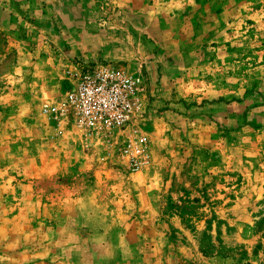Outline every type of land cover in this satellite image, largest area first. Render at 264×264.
Listing matches in <instances>:
<instances>
[{"label":"rangeland","instance_id":"374dc122","mask_svg":"<svg viewBox=\"0 0 264 264\" xmlns=\"http://www.w3.org/2000/svg\"><path fill=\"white\" fill-rule=\"evenodd\" d=\"M10 1L0 264H264V0ZM148 23L151 90L135 60L149 50L132 43ZM80 61L147 78L142 172L42 116Z\"/></svg>","mask_w":264,"mask_h":264},{"label":"built area","instance_id":"2783aa9c","mask_svg":"<svg viewBox=\"0 0 264 264\" xmlns=\"http://www.w3.org/2000/svg\"><path fill=\"white\" fill-rule=\"evenodd\" d=\"M67 89L56 104L44 103L42 116L70 123L85 141L99 143L111 160L132 173L152 163L147 78L111 62L80 61L63 71Z\"/></svg>","mask_w":264,"mask_h":264},{"label":"crops","instance_id":"0c3cea01","mask_svg":"<svg viewBox=\"0 0 264 264\" xmlns=\"http://www.w3.org/2000/svg\"><path fill=\"white\" fill-rule=\"evenodd\" d=\"M7 1H9V0H0V5H1L0 10H2V8L5 6L7 7V6L11 5V1H10V4L6 3ZM59 2H60V0L57 3H59ZM1 12L2 13H0V15L6 14L5 11H1ZM147 18H148V20H151V14H148ZM150 23H148V27H146L145 29H142L139 32H134V31L132 32V40H133L132 43L137 45V47H138L137 51L139 53H140V50H139L140 46L142 48L145 47L149 50V53H148V54H150L149 56L144 57L143 55L140 54V56H138V58H135V60L138 61L139 59H143L142 63H146L145 68H146V71L148 74V81H149L148 83L150 85V90H151V84L155 80V78H154L155 73L154 72H156V70H155L156 66H155V64H153V62H152L153 60L151 61V24ZM114 30H115L114 33H116V31H119L120 29L115 26ZM141 32L143 34L147 33L146 35H147V37H149V40H147V41L144 40L145 36ZM117 59H118V57H117ZM132 59H134V57H132Z\"/></svg>","mask_w":264,"mask_h":264}]
</instances>
